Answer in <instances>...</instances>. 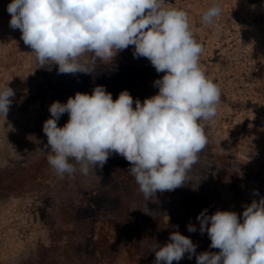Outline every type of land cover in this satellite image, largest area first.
<instances>
[{
	"label": "rangeland",
	"instance_id": "rangeland-1",
	"mask_svg": "<svg viewBox=\"0 0 264 264\" xmlns=\"http://www.w3.org/2000/svg\"><path fill=\"white\" fill-rule=\"evenodd\" d=\"M9 3L0 0V88L15 91L6 119L0 115V264H154L151 247L169 242L173 231L190 237L197 253L217 251L196 217L204 209L242 214L264 197V0H222L212 26L201 17L214 0H168L188 13L203 46L201 67L222 90V103L206 127L209 143L191 182L158 192L146 206L123 157L120 165L112 167L110 157L88 176L59 179L41 151L42 129L54 101L103 85L113 99L128 90L142 102L158 92L153 82L163 73L134 58L130 46L114 62L97 60L93 74H58L52 66L44 76L20 31L9 27ZM68 118L63 114L58 126ZM189 224L197 231L189 232ZM173 264L196 259L185 255Z\"/></svg>",
	"mask_w": 264,
	"mask_h": 264
},
{
	"label": "clouds",
	"instance_id": "clouds-1",
	"mask_svg": "<svg viewBox=\"0 0 264 264\" xmlns=\"http://www.w3.org/2000/svg\"><path fill=\"white\" fill-rule=\"evenodd\" d=\"M6 10L9 27L20 31L39 68L93 74L97 60L114 62L132 46L134 58H146L163 73L153 82L158 92L142 102L128 90L113 99L98 85L91 94L76 92L66 103L49 106L41 151L59 179L77 172L88 176L115 154L129 162L145 206L158 192L191 182L189 174L209 143L206 127L217 115L222 90L201 67L203 46L184 9L168 6V0H11ZM222 12V0H214L202 22L212 26ZM14 96L8 84L0 88L5 119ZM65 113L68 121L58 126ZM196 219L199 232L207 233L209 247L217 251L197 253L190 237L173 231L169 242L151 247L154 264H173L185 255L195 256L196 264H264V197L253 199L242 214L216 210L209 215L204 209ZM187 230L197 228L189 224Z\"/></svg>",
	"mask_w": 264,
	"mask_h": 264
},
{
	"label": "trees",
	"instance_id": "trees-1",
	"mask_svg": "<svg viewBox=\"0 0 264 264\" xmlns=\"http://www.w3.org/2000/svg\"><path fill=\"white\" fill-rule=\"evenodd\" d=\"M41 73L45 76L46 75V69L45 68H41ZM112 157V159H113V163H112V167H114L116 164L117 165H120L121 164V162L123 161L122 159H121V156H119V155H113V156H111ZM111 167V168H112ZM128 181V183H127V187H128V190H130L131 189V186L134 184V182H133V184L131 183L132 182V179H130L129 178V180H127ZM127 190V191H128ZM126 191V192H127ZM120 244V243H119ZM119 244H116V246L115 247H117V249L116 250H114L115 251V253H118V251H119V249H118V247H119ZM142 247L145 249V247H144V245H142ZM139 251H141L142 252V250H141V248L139 247V244H138V242H137V252L139 253ZM109 256H115L114 255V253H107ZM112 257V258H113Z\"/></svg>",
	"mask_w": 264,
	"mask_h": 264
}]
</instances>
